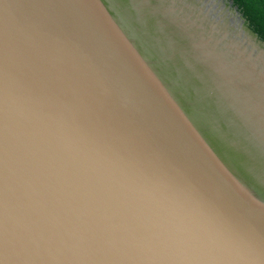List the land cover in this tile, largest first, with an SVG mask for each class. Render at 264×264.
Returning <instances> with one entry per match:
<instances>
[{"label": "water", "instance_id": "water-1", "mask_svg": "<svg viewBox=\"0 0 264 264\" xmlns=\"http://www.w3.org/2000/svg\"><path fill=\"white\" fill-rule=\"evenodd\" d=\"M0 264H264V43L232 0H0Z\"/></svg>", "mask_w": 264, "mask_h": 264}, {"label": "trees", "instance_id": "trees-1", "mask_svg": "<svg viewBox=\"0 0 264 264\" xmlns=\"http://www.w3.org/2000/svg\"><path fill=\"white\" fill-rule=\"evenodd\" d=\"M248 28L264 43V0H232Z\"/></svg>", "mask_w": 264, "mask_h": 264}]
</instances>
